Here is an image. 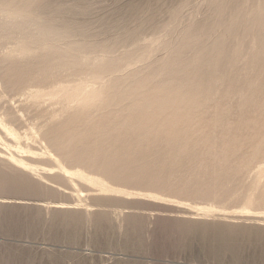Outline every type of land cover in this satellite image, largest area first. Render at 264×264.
<instances>
[{
	"label": "bare ground",
	"instance_id": "1",
	"mask_svg": "<svg viewBox=\"0 0 264 264\" xmlns=\"http://www.w3.org/2000/svg\"><path fill=\"white\" fill-rule=\"evenodd\" d=\"M157 1L163 11L133 3L125 15L92 21L78 18L90 13L83 0H0V41L11 42L3 72L23 77L17 86L25 97L56 98L52 105L60 110L42 109L41 129L62 160H77L80 169L72 174L106 194L146 198L155 208H144L157 214L196 210L205 219L169 218L185 245L195 239L212 259L229 252L237 262L248 245L251 258L264 264V224L258 215L264 214V169L248 173L246 182L242 159L264 155V0H195L186 14L189 0ZM161 12L171 19L159 24ZM146 26L156 34L139 41ZM85 64L90 71L71 80L73 70ZM0 130L14 134L2 118ZM144 143L152 144L147 154L144 148L131 150ZM10 157L16 166L33 170ZM87 169L111 184L86 176ZM6 175L0 173V192L21 187L8 184ZM111 198L107 202L114 203ZM198 200L220 204L198 207ZM237 200L239 214L222 212L231 208L226 202ZM29 204L47 213L73 211L75 220L89 223L112 213L0 195V208ZM121 207L129 210L113 213L129 231H140L141 213L132 210L138 207ZM227 216L242 223L207 219Z\"/></svg>",
	"mask_w": 264,
	"mask_h": 264
},
{
	"label": "rangeland",
	"instance_id": "2",
	"mask_svg": "<svg viewBox=\"0 0 264 264\" xmlns=\"http://www.w3.org/2000/svg\"><path fill=\"white\" fill-rule=\"evenodd\" d=\"M133 3L139 5L138 8L142 10L147 7L163 11L161 3L157 0H83L82 5L89 6L90 13L88 14L90 15H78V18L92 21L94 19L113 20L117 16L125 15V8L128 4ZM194 3L195 0L187 2L186 8L184 7L185 14L193 7ZM174 4L177 2L170 3L171 6ZM180 18L178 17L177 21L181 20ZM170 19L171 17H168L165 12H161L156 17L159 24L166 23ZM153 34L156 33L146 26L138 39L139 41L143 38L147 39ZM9 46H11L9 40L0 41V118L4 119V123L12 129L14 134L0 130V155L4 158L0 160V169L3 170L0 173L7 174L6 182L8 184L16 183L21 187L3 189L0 195L10 199L20 198L29 203L59 204L67 206V208L83 207L86 210L97 207L112 211V213L109 214V217L108 214L106 215L108 218L99 217V220L94 223L87 222L85 218L76 219L77 222L73 223L76 221L74 217L76 212L73 211L47 213L42 209L30 206L32 204L3 206L0 208V264H262L251 258L249 254L251 248L248 245L244 248L242 261L239 262L235 261L229 252L224 253L218 259H212L205 253L201 243L195 239L185 245L183 238L170 226L169 218L188 216L194 219H205L196 210L188 209L190 214L187 215L171 212L157 214V211L146 209L154 206V203L151 201L150 203L146 198H135L133 195H129L130 198H128L129 196L125 197L120 194L119 196L114 193H107L109 198L112 197L111 199L114 200V203H111L112 201L109 203L107 201L110 199L106 200L108 197L106 192L98 190L99 188L85 178H79L72 174L76 169H80L79 165L75 163L77 160L68 162L62 160L57 150L44 136L43 128L41 129L42 109L44 112L52 111L53 113L60 110L52 105V103H57L56 98L34 100L19 93L17 84L23 82L21 81L23 77L16 76L10 70L3 72L4 65L1 64L3 59L9 56ZM158 52L156 53L157 57H161L163 50ZM89 71L88 65H80L73 70V76L69 77L71 80H77L84 77ZM61 79L66 78L62 77ZM94 85L98 84L94 83ZM41 89H48V86L41 87ZM48 106H53L54 109H46ZM234 114L235 117L238 116V110L234 111ZM98 118L100 119V116ZM98 118L97 120H99ZM72 128L76 132L79 131L77 125H72ZM141 148H144L141 152L147 154L152 149V144L144 143L136 147L132 146L131 150L138 153ZM11 154L21 162H25L33 170L16 166L14 164L16 160L11 159ZM127 154L132 155L130 152ZM247 155L242 156L243 162L248 168L245 181L249 180L248 173L250 174L251 171L255 173L259 169H264V155L256 159H251ZM88 171L87 169L84 172L86 176L100 177L107 185L111 184L108 178L95 174L89 175ZM89 187H92V190H88ZM92 194L95 198H92ZM105 195L106 197H103ZM119 197L122 199H118ZM190 200L194 201L193 198ZM140 201L149 202V205L140 203ZM196 203L199 204L198 207H202L214 202L198 200ZM226 203L225 205L231 208L222 211L223 213L232 214V216L240 213L238 200ZM214 204L218 206L220 203ZM128 205L139 208H132V210L141 213L142 217L140 218L144 224L140 231H129L124 225V221L121 222L113 213L119 210L128 211V208L121 209V206ZM167 208L182 209L183 207L162 205L160 209ZM231 210L236 213H232ZM217 211L218 209H215L216 213ZM150 212L156 213L149 215ZM261 212H264V209ZM258 215L262 216L261 223L264 224V214ZM85 216L87 217L86 213ZM153 216L161 217L149 222ZM207 219L242 223V219L229 216L222 219L218 217Z\"/></svg>",
	"mask_w": 264,
	"mask_h": 264
}]
</instances>
